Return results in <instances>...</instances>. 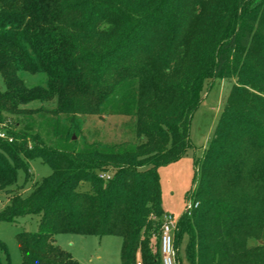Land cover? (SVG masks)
I'll use <instances>...</instances> for the list:
<instances>
[{"label": "trees", "instance_id": "trees-1", "mask_svg": "<svg viewBox=\"0 0 264 264\" xmlns=\"http://www.w3.org/2000/svg\"><path fill=\"white\" fill-rule=\"evenodd\" d=\"M174 1L0 0V126L6 115L33 112L26 109L28 104L53 103V109L41 105L34 111L56 115L52 128L68 136L71 127L60 125L61 116L101 115L127 85L130 94L124 102L135 99V130L142 139L129 152L76 150L75 142L60 150L44 144L38 134L31 137L35 145L28 147L24 141L30 136L24 131L0 129L13 139L11 144L0 139V193L6 201L0 224L40 217L36 232L17 235L21 264H79L56 244L59 234L118 236L122 264H162L160 238L167 214L156 169L179 160L191 146L190 120L204 84L226 79L230 71L239 75V82L264 93L258 82L262 77L251 63L254 58L264 61V0H219L209 19L204 10L208 1L192 0L187 17L173 13ZM106 40L107 47L92 50ZM238 49L248 57L233 65ZM193 52L203 60L200 70L167 82L179 76V66ZM32 76L39 82L29 85L26 77ZM239 82L233 83L198 160L202 182L197 188L195 169L189 197L198 205L177 221V264L183 237L188 239L189 264H227L240 258L238 252H249L245 228L253 211L250 217L244 211L247 193L241 195L238 189L249 182L258 191L264 187V118L250 117L252 106H260L250 103L264 104V99ZM153 88L159 96L176 92L179 105L169 110L157 98L146 101L145 92ZM241 93L246 102L239 107L235 101ZM261 112L257 114L264 116ZM36 159L50 166L51 175L22 195L19 171L28 178L29 162ZM216 171L236 186L226 200L201 196L205 180ZM257 247L254 253L250 249L246 264H264V245ZM0 250V264H10L1 242Z\"/></svg>", "mask_w": 264, "mask_h": 264}, {"label": "rangeland", "instance_id": "rangeland-1", "mask_svg": "<svg viewBox=\"0 0 264 264\" xmlns=\"http://www.w3.org/2000/svg\"><path fill=\"white\" fill-rule=\"evenodd\" d=\"M134 1H139L141 4L147 2V0ZM206 1H208V3H205L204 10L206 14H208L209 19V17L213 15L214 10L218 8L219 0ZM174 2L175 4L172 11L175 15H178V17H187L191 15L190 5L192 0H175ZM151 3L152 2L147 5L150 9L153 7ZM145 9L146 7L140 11L141 14ZM206 22L207 21L204 22V27ZM166 25L167 23L163 24L161 29L164 30ZM181 29L184 30L185 28ZM164 41L165 36H163L161 43L163 47L167 44L164 43ZM108 43L109 41L107 40L103 41L92 48V50L97 52L100 48L107 47ZM194 53L195 52L192 53L188 60L183 61L181 66H179V76L172 77L167 82H178L180 76L196 74L200 70L199 68H201L203 60L202 58L198 60ZM246 57H248V54L238 49L236 56L232 60V64L235 65L240 59L243 64V60ZM251 63L253 68L257 69L258 74L262 77L258 82L264 85V61H260L259 58H254L251 59ZM224 76L226 79H213L204 84L199 106L190 120L189 137L191 146L179 160L162 165L156 169L160 179L162 207L167 215L173 217V224H175L186 211L190 192L193 189L195 169L198 171L197 188L202 182V177H200L201 162L198 160L202 157L204 149L208 146L213 137L214 129L225 107L233 83L239 82L238 74H234L233 72L230 74V71H227ZM26 81L29 85H33L39 82V78L38 76L26 77ZM244 81H240L242 83V85H240L242 88L246 89L248 92L256 93V95L264 99V93L251 89ZM127 87V85L122 86V88L111 97L101 115L79 114L73 119H69L67 116H61L60 125L62 127H71L69 128L70 135L68 134V136H63L61 133L56 134L55 129L52 128V124L56 121L58 122L56 115L46 111H34L41 107V105L44 109H53V103L28 104L25 106L26 109H34L33 112L21 115H6L5 121L0 126V129L24 131L30 136V138L24 141L28 147L35 145L31 137L34 134H38L42 138L44 144L60 150L71 148V142H75L74 147L76 150L100 149L103 151H134L137 146L141 144L142 139L137 136L135 130V99L129 97V101L124 102L125 97L130 94ZM152 90V92H145L144 96L146 101L149 100L150 97L153 100L157 98L156 103L159 102V105H165L169 110L179 105L181 98L176 92H170L166 96H159L156 88ZM243 96L244 94L242 93L237 96L235 105L239 107L245 105L246 100H243ZM250 105H260L252 106L254 109L252 113H250L251 118H264L263 115L257 114L259 111H262L261 114H264V106H261L264 104L250 103ZM49 123H51V125H49ZM51 172L52 170L47 163L38 159L30 161L28 178H26L23 170L19 171L17 184L24 186L23 190L19 193L22 195L29 194L33 186L38 184L43 178L51 175ZM232 184L228 179H225L223 175L218 174L216 171L215 175L205 180L203 194H201V196L205 198L218 197L226 200L229 198V193L236 189V186ZM196 186H194V188ZM83 188L86 189L87 187L84 186ZM239 192L241 195L247 193L244 211L246 210L249 212V217L250 210L251 212L253 211L251 223L249 218V222L245 228V235L247 234V236H249L247 238L249 252L244 254L239 250L240 252H238V254L240 258L227 262V264H246L245 262L247 260L250 261V249L254 253L256 248H258L257 246L264 245V187L258 191L250 186L249 182L244 189H238V193ZM194 199L195 197L193 200ZM0 202L1 209L6 205L3 193H0ZM39 220L40 217L38 215H29L18 219L15 223L0 224V242L7 248L10 264H21V254L16 240L17 235L21 232H36L38 230ZM153 241H156V239L153 238ZM187 243V237H183L180 241L179 257L181 264H189L186 258ZM56 244L68 252L79 264H122V238L118 236L99 237L59 234L56 236ZM0 256L3 258L1 250ZM3 262L5 263L4 259Z\"/></svg>", "mask_w": 264, "mask_h": 264}, {"label": "built area", "instance_id": "built-area-1", "mask_svg": "<svg viewBox=\"0 0 264 264\" xmlns=\"http://www.w3.org/2000/svg\"><path fill=\"white\" fill-rule=\"evenodd\" d=\"M0 139L2 141L13 143L12 137H9L5 132H0ZM102 179H109L107 174H100ZM1 204V202H0ZM197 203H192L188 201V206L186 211H191L192 209L197 207ZM177 222L173 224V217L167 215L165 217L164 223L161 228V238H160V249L162 255V264H177L176 256H175V248H174V230L176 228ZM137 264H140L138 261Z\"/></svg>", "mask_w": 264, "mask_h": 264}, {"label": "water", "instance_id": "water-1", "mask_svg": "<svg viewBox=\"0 0 264 264\" xmlns=\"http://www.w3.org/2000/svg\"><path fill=\"white\" fill-rule=\"evenodd\" d=\"M74 138V137H73Z\"/></svg>", "mask_w": 264, "mask_h": 264}]
</instances>
